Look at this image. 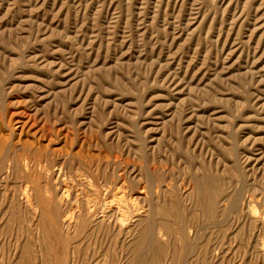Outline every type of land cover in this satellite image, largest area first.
Wrapping results in <instances>:
<instances>
[{
    "label": "rangeland",
    "instance_id": "rangeland-1",
    "mask_svg": "<svg viewBox=\"0 0 264 264\" xmlns=\"http://www.w3.org/2000/svg\"><path fill=\"white\" fill-rule=\"evenodd\" d=\"M0 264H264V0H0Z\"/></svg>",
    "mask_w": 264,
    "mask_h": 264
},
{
    "label": "bare ground",
    "instance_id": "bare-ground-1",
    "mask_svg": "<svg viewBox=\"0 0 264 264\" xmlns=\"http://www.w3.org/2000/svg\"><path fill=\"white\" fill-rule=\"evenodd\" d=\"M7 152V151H6ZM8 162V161H7ZM62 165H63V162H62ZM53 167H55V166H53ZM27 168V167H26ZM56 168V167H55ZM60 168V167H59ZM34 171V170H33ZM59 171V170H58ZM53 179V178H52ZM64 179V178H63ZM113 179V178H112ZM53 180H55V179H53ZM78 180H80V179H78ZM56 181V180H55ZM67 181V180H66ZM79 182V181H78ZM61 183V182H60ZM64 183V182H63ZM66 183V182H65ZM74 184V183H73ZM68 185V184H67ZM94 185V184H93ZM57 186V185H56ZM58 187V186H57ZM92 187V186H91ZM106 187V186H105ZM63 188V187H62ZM69 189V188H68ZM77 189V188H76ZM102 189H104V188H102ZM106 189V188H105ZM80 190V189H79ZM70 191V190H69ZM111 191V190H110ZM95 193V192H94ZM119 193V192H118ZM141 193V192H140ZM64 194V193H63ZM77 194V193H76ZM104 194V193H103ZM116 196H118L117 194H115ZM66 196V195H65ZM65 196H63V197H65ZM67 197H68V195H67ZM112 197V196H111ZM73 198V197H72ZM108 198V197H107ZM115 198V197H114ZM131 198V197H130ZM92 199V198H91ZM111 198H109V200H110ZM121 199V198H120ZM115 200H118L117 198L115 199ZM123 200V199H122ZM132 200V199H131ZM98 201V200H97ZM105 201H107V200H105ZM111 201H113V200H111ZM120 201V200H119ZM114 202V201H113ZM129 202H132V201H129ZM110 203V202H109ZM110 204H112V203H110ZM119 204V203H118ZM126 204V203H125ZM73 205V204H72ZM89 205V204H88ZM94 205V204H93ZM102 205V204H101ZM116 205V204H115ZM110 207V206H109ZM91 208V207H90ZM117 208H119L118 206H117ZM72 209V208H71ZM100 211H102V210H100ZM109 211V210H108ZM119 211H120V209H119ZM106 213V212H105ZM110 213V212H109ZM119 213V212H118ZM103 215V214H102ZM85 218V217H84ZM130 219V218H129ZM98 220V219H97ZM89 222V221H88ZM68 223V222H67ZM127 224V223H126ZM116 225V224H115ZM92 228V227H91ZM128 229V228H127ZM126 229V230H127ZM81 230V229H80ZM129 230V229H128ZM161 248V247H160Z\"/></svg>",
    "mask_w": 264,
    "mask_h": 264
}]
</instances>
